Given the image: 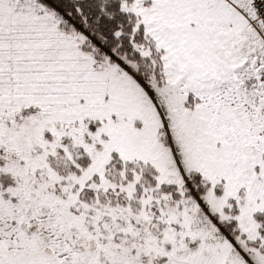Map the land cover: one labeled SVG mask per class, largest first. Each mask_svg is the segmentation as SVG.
<instances>
[{
  "label": "snow or ice",
  "instance_id": "1",
  "mask_svg": "<svg viewBox=\"0 0 264 264\" xmlns=\"http://www.w3.org/2000/svg\"><path fill=\"white\" fill-rule=\"evenodd\" d=\"M0 264H264V0H0Z\"/></svg>",
  "mask_w": 264,
  "mask_h": 264
}]
</instances>
